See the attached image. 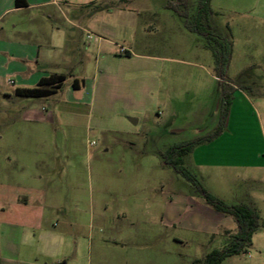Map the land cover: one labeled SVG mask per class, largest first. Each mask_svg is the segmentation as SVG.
I'll use <instances>...</instances> for the list:
<instances>
[{
  "label": "rangeland",
  "instance_id": "rangeland-1",
  "mask_svg": "<svg viewBox=\"0 0 264 264\" xmlns=\"http://www.w3.org/2000/svg\"><path fill=\"white\" fill-rule=\"evenodd\" d=\"M185 1L187 5L181 0H102L104 10L112 8L113 15L121 5L136 10L135 28H117L130 37L125 42L134 51L156 56L158 70L133 65L129 71L131 90L139 98L146 87L144 76L159 82L150 95L154 108L115 113L105 96L85 106L71 95L86 96L90 86L77 90L72 81L49 97L0 95V185H18L22 169L37 170L46 204L62 207L61 212L48 210L54 220L72 223L77 238L99 235L102 226L103 237L123 239L121 259L134 256L136 264H200L195 259L228 241L221 231L213 236L192 227L194 216L206 215L213 207L192 181L165 163L164 156L171 145L204 139L218 129L221 83L231 86L226 125L219 135L183 155L178 165L231 205L246 197L252 186L255 171L250 165L264 161V122L259 117L264 105L257 102L264 100V0H211L199 18L200 0ZM170 2L187 15L168 7ZM149 6L156 19L149 17ZM70 9L78 14L74 5ZM37 13L27 10L5 21L29 26ZM194 21L231 40L224 75L213 55V48L221 51V45L190 30L187 22ZM84 43L83 34L79 43L71 38L68 50L74 60L87 57ZM89 52L93 62L95 52ZM75 68L80 72V63ZM92 70L90 65L87 73ZM8 88L13 93V87ZM95 90L98 97L97 86ZM4 203L0 197V209ZM2 217L0 210V225ZM259 231L264 233V228ZM253 253L250 248L222 264H247Z\"/></svg>",
  "mask_w": 264,
  "mask_h": 264
},
{
  "label": "crops",
  "instance_id": "crops-1",
  "mask_svg": "<svg viewBox=\"0 0 264 264\" xmlns=\"http://www.w3.org/2000/svg\"><path fill=\"white\" fill-rule=\"evenodd\" d=\"M25 1L27 5L17 7L16 0H0V95L12 97L16 95L17 88L34 87L44 78L63 74L66 78L56 93L63 89L66 81L76 78L82 81L77 90H87L89 86L91 89L86 96L71 95L72 100L85 106H91L93 100L97 102L101 97H106L111 101V109L115 113H143L155 107V98L150 95L159 82L155 77L144 76L146 87L139 98L131 90L132 75H129V71L133 65L141 70H158L156 56L134 51L130 44H126L130 37L123 30L120 31V27L117 28L120 24L135 28L138 22L136 10L121 5L113 15L112 8L106 6L104 10L102 0ZM71 5L77 8L78 14L72 15ZM33 9L38 13L31 19L34 23L29 26L12 19L5 21L8 16L12 18L13 15ZM147 11L151 19H156L157 13L152 12L151 7ZM257 12L258 15L263 14L262 10ZM80 34L84 37L85 46L82 49L87 57L77 61L72 58L68 47L71 38L80 42ZM87 45L89 50H86ZM121 47L130 55L122 54ZM90 48L95 52L93 62ZM135 58L139 60L132 63ZM78 63L80 72L75 68ZM90 65L93 66V72L88 74ZM11 80L14 83H10ZM85 81H91V85ZM9 86L13 87V93ZM257 102L264 105L263 99ZM259 117L264 122V110H259ZM242 166L248 165L232 164L231 167ZM250 167L255 171L250 177L252 186L247 196L234 204L252 206L258 213L259 221L264 222V161L251 164ZM22 171L18 185H0V197L5 202L0 209L3 216L0 225V264H136L134 256L121 259L119 254L125 246L123 239L115 235L103 237L100 234L104 229L102 226L99 227V235L87 237L84 233L77 238L72 233L75 230L72 223L63 224L54 220L48 210L61 212L62 207L46 204V191L37 184L42 181V175L37 170ZM206 213L194 216L192 227L210 232L213 236L220 231L225 234V230H236L237 225L232 216L209 208ZM105 227L113 230L112 226ZM261 228H264V224L260 223L252 236L250 248L255 253L247 264H264V233H259Z\"/></svg>",
  "mask_w": 264,
  "mask_h": 264
},
{
  "label": "trees",
  "instance_id": "trees-1",
  "mask_svg": "<svg viewBox=\"0 0 264 264\" xmlns=\"http://www.w3.org/2000/svg\"><path fill=\"white\" fill-rule=\"evenodd\" d=\"M211 0H200L198 4L197 15L198 18L201 16L203 12L209 10ZM182 4L187 5L185 0H181ZM27 5L25 0H16V6H25ZM168 7L174 8L176 11L181 13L182 15H187L185 11H180L178 6L174 3H168ZM187 27L190 30L196 31L199 34L206 36L208 39H215L222 47L221 51L213 48V55L215 57L216 64L220 66L219 72L221 75H224L225 70L228 65V60L231 54L232 42L229 38L220 36L208 29L204 28L199 21L187 22ZM124 54L130 55L128 51ZM66 76L63 74L52 75L48 78H44L39 83L30 88H17L15 94L22 97H48L63 86V82ZM82 81H78V79L74 78L72 81V86L74 89L80 88V83ZM222 88V96H221V117H220V126L218 129L207 135L206 138H199L195 140H190L186 142H182L179 144L171 145L165 152V163L172 166L177 172L182 173L186 176L190 181H192L198 189L201 191L204 196L206 202L210 204L214 210L217 212L223 213L225 215L232 216L236 222V230L230 232L225 230V235L228 238L227 243L222 248H215L209 253H207L203 258L195 259L194 262L200 264H222V262L235 254L248 252L251 244H252V236L254 232L259 228L260 221L259 216L256 210L245 203L239 204H227L219 198L209 192H207L197 178L191 174L185 168H182L178 165V162L181 161L183 155L191 152L194 147L202 143L203 140H210L215 136L219 135L222 132L223 126L226 125L229 108L231 104V96H230V88L231 86L227 83H221Z\"/></svg>",
  "mask_w": 264,
  "mask_h": 264
},
{
  "label": "built area",
  "instance_id": "built-area-1",
  "mask_svg": "<svg viewBox=\"0 0 264 264\" xmlns=\"http://www.w3.org/2000/svg\"><path fill=\"white\" fill-rule=\"evenodd\" d=\"M120 52L121 53H124V52H126V49L124 48V47H121V50H120ZM10 83H14V81L13 80H11L10 81ZM93 143V142H92Z\"/></svg>",
  "mask_w": 264,
  "mask_h": 264
},
{
  "label": "water",
  "instance_id": "water-1",
  "mask_svg": "<svg viewBox=\"0 0 264 264\" xmlns=\"http://www.w3.org/2000/svg\"><path fill=\"white\" fill-rule=\"evenodd\" d=\"M130 121L133 123H137L138 120L136 118H130Z\"/></svg>",
  "mask_w": 264,
  "mask_h": 264
}]
</instances>
